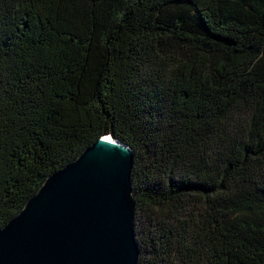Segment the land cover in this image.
Masks as SVG:
<instances>
[{
  "label": "trees",
  "instance_id": "1",
  "mask_svg": "<svg viewBox=\"0 0 264 264\" xmlns=\"http://www.w3.org/2000/svg\"><path fill=\"white\" fill-rule=\"evenodd\" d=\"M105 135L137 264H264V0H0V228Z\"/></svg>",
  "mask_w": 264,
  "mask_h": 264
},
{
  "label": "water",
  "instance_id": "2",
  "mask_svg": "<svg viewBox=\"0 0 264 264\" xmlns=\"http://www.w3.org/2000/svg\"><path fill=\"white\" fill-rule=\"evenodd\" d=\"M132 151L99 137L0 228V264H137Z\"/></svg>",
  "mask_w": 264,
  "mask_h": 264
},
{
  "label": "rangeland",
  "instance_id": "3",
  "mask_svg": "<svg viewBox=\"0 0 264 264\" xmlns=\"http://www.w3.org/2000/svg\"><path fill=\"white\" fill-rule=\"evenodd\" d=\"M140 216H141L142 219L139 220V230L141 231V233L143 235H145V232H146V226H145L146 221L145 220H146V218H148L147 216L150 217V214L146 212L144 215L141 214Z\"/></svg>",
  "mask_w": 264,
  "mask_h": 264
}]
</instances>
